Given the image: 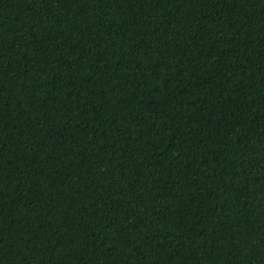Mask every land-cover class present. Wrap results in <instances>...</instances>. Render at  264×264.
<instances>
[{
  "label": "trees",
  "instance_id": "1",
  "mask_svg": "<svg viewBox=\"0 0 264 264\" xmlns=\"http://www.w3.org/2000/svg\"><path fill=\"white\" fill-rule=\"evenodd\" d=\"M0 264H264V0H0Z\"/></svg>",
  "mask_w": 264,
  "mask_h": 264
}]
</instances>
